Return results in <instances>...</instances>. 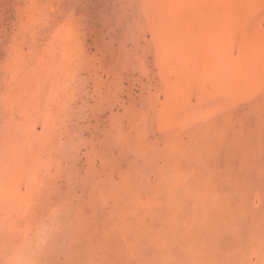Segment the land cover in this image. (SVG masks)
<instances>
[{
	"label": "rangeland",
	"instance_id": "rangeland-1",
	"mask_svg": "<svg viewBox=\"0 0 264 264\" xmlns=\"http://www.w3.org/2000/svg\"><path fill=\"white\" fill-rule=\"evenodd\" d=\"M263 43L264 0H0V246L58 205L42 264H264Z\"/></svg>",
	"mask_w": 264,
	"mask_h": 264
},
{
	"label": "clouds",
	"instance_id": "clouds-1",
	"mask_svg": "<svg viewBox=\"0 0 264 264\" xmlns=\"http://www.w3.org/2000/svg\"><path fill=\"white\" fill-rule=\"evenodd\" d=\"M63 209L51 206L43 216L10 230L7 244L0 246V264H42L63 229Z\"/></svg>",
	"mask_w": 264,
	"mask_h": 264
},
{
	"label": "crops",
	"instance_id": "crops-1",
	"mask_svg": "<svg viewBox=\"0 0 264 264\" xmlns=\"http://www.w3.org/2000/svg\"><path fill=\"white\" fill-rule=\"evenodd\" d=\"M257 49H259V52H258L259 54L264 53V46H259V47H257ZM254 50H256V48Z\"/></svg>",
	"mask_w": 264,
	"mask_h": 264
}]
</instances>
